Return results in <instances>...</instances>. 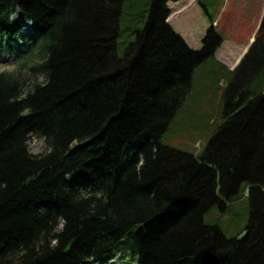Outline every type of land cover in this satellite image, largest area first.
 Segmentation results:
<instances>
[{"label":"trees","instance_id":"trees-1","mask_svg":"<svg viewBox=\"0 0 264 264\" xmlns=\"http://www.w3.org/2000/svg\"><path fill=\"white\" fill-rule=\"evenodd\" d=\"M168 1L0 0L17 63L0 70V264H264V17L228 69ZM208 63L228 83L198 113Z\"/></svg>","mask_w":264,"mask_h":264},{"label":"rangeland","instance_id":"rangeland-1","mask_svg":"<svg viewBox=\"0 0 264 264\" xmlns=\"http://www.w3.org/2000/svg\"><path fill=\"white\" fill-rule=\"evenodd\" d=\"M170 15L167 18L172 28L183 38L191 49H200L204 45L203 38L208 29L215 35L209 38V46L205 51L207 57L214 56L228 69H235L244 58L252 42L258 38V26L264 17V0H176L167 2ZM120 46V52L123 50ZM16 64L11 61L0 60V69L14 70ZM206 64L199 75L197 87L201 91L189 101L191 107L199 101L198 113L215 112L222 100V93L228 83L227 78L216 82L214 67ZM203 91V84H206ZM192 118H187L191 120ZM200 136V135H199ZM194 143L188 138H174L170 143L186 150L195 151L203 141V137ZM191 138V136H189ZM32 153L40 154L45 145L43 139L32 135L29 139ZM238 218L226 219L222 230L227 236L238 234L246 221V210L241 207ZM240 234V233H239ZM238 234V235H239ZM108 264H121L113 261Z\"/></svg>","mask_w":264,"mask_h":264}]
</instances>
